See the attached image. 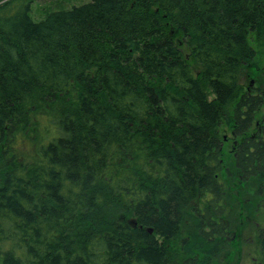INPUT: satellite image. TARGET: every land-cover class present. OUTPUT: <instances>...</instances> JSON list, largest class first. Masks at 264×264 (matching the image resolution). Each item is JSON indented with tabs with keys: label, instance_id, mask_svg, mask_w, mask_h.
I'll return each mask as SVG.
<instances>
[{
	"label": "trees",
	"instance_id": "1",
	"mask_svg": "<svg viewBox=\"0 0 264 264\" xmlns=\"http://www.w3.org/2000/svg\"><path fill=\"white\" fill-rule=\"evenodd\" d=\"M36 1L0 0V264L235 248L226 202L264 204V0Z\"/></svg>",
	"mask_w": 264,
	"mask_h": 264
},
{
	"label": "rangeland",
	"instance_id": "2",
	"mask_svg": "<svg viewBox=\"0 0 264 264\" xmlns=\"http://www.w3.org/2000/svg\"><path fill=\"white\" fill-rule=\"evenodd\" d=\"M60 1V0H58ZM62 1V0H61ZM83 0H73L74 3H79ZM57 0H38L32 5V16L34 19L39 20L44 18L46 14L56 7ZM72 3V1H71ZM68 4V3H67ZM196 65H194L195 67ZM258 69V68H256ZM198 70V69H195ZM257 76L251 69H247L241 78L244 86L250 84ZM254 84V83H253ZM226 135L224 139L226 140L227 135L232 136L231 130H225ZM235 141H230V147L228 148V153H233L232 149L234 148ZM236 194V191H234ZM229 204L228 209L230 211V205L236 206L233 213H230L233 220L238 223L237 232L231 235L230 242L233 243L235 248L230 249L226 254H219L216 258H214L211 264H256L259 260L260 251H259V235L261 231H264V204L255 205L252 212L247 210L248 205L243 206V212L240 210L241 207H237L235 202L231 200L226 202ZM239 218H238V217ZM229 242V244H230ZM230 244V245H231ZM229 245V246H230ZM231 245V246H233ZM230 246V248H231ZM226 249L228 247L226 246Z\"/></svg>",
	"mask_w": 264,
	"mask_h": 264
}]
</instances>
